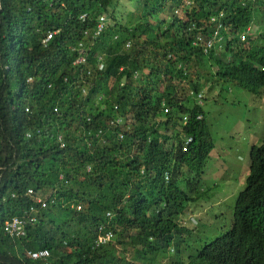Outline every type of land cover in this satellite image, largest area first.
I'll use <instances>...</instances> for the list:
<instances>
[{
	"label": "trees",
	"instance_id": "16d2710c",
	"mask_svg": "<svg viewBox=\"0 0 264 264\" xmlns=\"http://www.w3.org/2000/svg\"><path fill=\"white\" fill-rule=\"evenodd\" d=\"M0 2V264H38L27 250L43 246L59 264H131L129 248L138 264H158L153 253L165 264H239L240 240L241 261L255 251L264 187L247 179L234 227L211 239L186 211L211 218L218 207L201 186L214 147L207 89L264 87V0ZM218 21L232 33L222 48L210 42ZM248 25L263 27L259 48L239 40ZM251 157L250 172L264 173L261 153ZM12 215L24 235L4 231ZM101 229L112 238L99 241Z\"/></svg>",
	"mask_w": 264,
	"mask_h": 264
},
{
	"label": "rangeland",
	"instance_id": "374dc122",
	"mask_svg": "<svg viewBox=\"0 0 264 264\" xmlns=\"http://www.w3.org/2000/svg\"><path fill=\"white\" fill-rule=\"evenodd\" d=\"M253 20L254 26L262 23L258 17ZM254 26H250V32L258 34L263 30L262 26L254 30ZM252 41L253 38L250 41L244 40L243 45L248 46ZM262 42L263 38L257 41ZM206 84L208 86L210 82ZM198 100L203 101L205 121L214 143L204 164L201 186L213 188L212 202L215 201L218 205L215 216L211 218L207 216L206 211L197 210L198 212L194 213L195 208L187 209L186 217L190 216L193 222L197 217L201 218L206 224L203 232L198 233L201 239L202 233L211 236L231 224L230 212L247 175L250 147L258 144L264 136V87L249 90L235 83L220 82L207 89L202 101ZM107 250L115 249L107 245ZM131 255L129 248L126 257L131 264H138L136 257ZM152 257L158 264H165L168 260V256L164 254L153 253Z\"/></svg>",
	"mask_w": 264,
	"mask_h": 264
},
{
	"label": "clouds",
	"instance_id": "9594fccd",
	"mask_svg": "<svg viewBox=\"0 0 264 264\" xmlns=\"http://www.w3.org/2000/svg\"><path fill=\"white\" fill-rule=\"evenodd\" d=\"M262 24V23H261ZM260 24V25H261ZM250 26L251 25H248L246 27V29H244L243 31H241L238 35L239 37V40L243 43L244 40L246 41H250L251 38H253V41L250 42L251 44V47H258V46H262L263 44L261 43H257V41H259L262 37H260V33L263 32V30L261 32H259L258 34L256 32L253 33V31L250 32ZM261 26H258V27H254V30H258ZM232 36V33H230V30L229 28H227L225 25H224V22L222 21H218L216 23V26H215V30H214V33H213V36L210 40L211 44H214L217 48H222V46L224 45V42L226 40V37H231ZM249 44V45H250ZM224 47V46H223ZM259 48V47H258ZM239 86V85H238ZM242 87V86H241ZM245 88V87H244ZM248 89V88H247ZM250 90V89H249ZM164 111H167L168 110V107H164L163 108ZM201 115H198V117H200ZM185 119V117H184ZM119 121V120H117ZM253 150H257L261 153V157L262 159H260L261 161V164L262 166H264V136L263 138L261 139V141L258 143V144H253L251 145L250 147V150H249V163H248V167H247V175L245 177V180H244V184L243 186L239 189V191L241 189H244V187L247 185V179H248V186L246 188H252L254 186H262L264 187V173L259 171V172H255V171H251L250 172V165L253 166L254 164V160L252 157H251V153ZM169 176L168 174L166 173L165 174V180H168ZM238 191V192H239ZM28 192V191H27ZM30 194V193H29ZM238 194V193H237ZM42 206V205H41ZM45 206V205H44ZM35 208V207H34ZM36 210V208H35ZM33 210V211H35ZM232 214V218H231V224L228 225L227 228L225 229H220L218 232H216L215 234L211 235V236H208L209 239L215 237L216 235L218 234H226L228 232H230L232 230V228L234 227V224H235V217H234V212L233 210H231L230 212ZM13 216V215H12ZM11 216V217H12ZM5 220V219H4ZM4 220H3V229L5 232H7L4 228ZM24 229H25V225H24ZM104 229V228H103ZM103 229H101V232L100 233H107L108 230L110 229H106L104 230L103 232ZM111 231V230H110ZM8 233V232H7ZM25 234V233H24ZM24 234H21V235H24ZM8 235L12 236V237H18V236H21V235H11L8 233ZM113 236V232L111 231V235L106 239L108 240L109 238H112ZM263 239V242H260L258 241L256 243V249L255 251L251 252L246 258H244V260H240L246 253V251L249 249V244H246L243 240H240L239 242L237 241L235 243V245L233 246V249H232V252L233 254L237 257L239 256V264H249V262H253L254 264H264V237H260ZM46 246H43V247H38V248H33V249H39V248H44ZM48 248V247H46ZM33 249H28L27 250V253L29 254V250H33ZM49 249V248H48ZM50 250V249H49ZM51 253V251H50ZM30 256V254H29ZM52 253L47 257L48 261L51 263V264H54L55 261L58 262L59 264V261L57 259H53L52 257ZM31 257V256H30ZM32 258V257H31ZM34 259V258H33ZM34 260H38V264H40L42 262V260L40 259H34Z\"/></svg>",
	"mask_w": 264,
	"mask_h": 264
},
{
	"label": "built area",
	"instance_id": "2783aa9c",
	"mask_svg": "<svg viewBox=\"0 0 264 264\" xmlns=\"http://www.w3.org/2000/svg\"><path fill=\"white\" fill-rule=\"evenodd\" d=\"M1 5V2H0ZM99 24V29L101 28V23ZM53 33L52 30L47 31L46 36L44 38V41L47 40L50 35ZM84 57L82 55H80L76 61H79L81 59H83ZM25 109H28L27 106H25ZM26 135L30 136L31 135V131L27 130L26 131ZM63 143L61 142L60 145H62ZM28 193H32V189L29 188L28 189ZM37 201L40 202V204L42 206H44L46 204V201L44 198H42L41 196H37L36 197ZM30 210H35L33 205H29ZM109 213V212H108ZM26 223H24V218L21 215H13L11 218H7L4 220V228L5 230L11 234V235H21L25 233V229H24V225ZM111 235V231L108 230L107 233H100L98 240L101 242L106 241V239ZM29 254L32 258L34 259H40L42 260V262L40 264H51L47 257L51 254L50 250L46 247L44 248H39V249H33V250H29ZM54 264H58L57 261H55Z\"/></svg>",
	"mask_w": 264,
	"mask_h": 264
},
{
	"label": "water",
	"instance_id": "95a60500",
	"mask_svg": "<svg viewBox=\"0 0 264 264\" xmlns=\"http://www.w3.org/2000/svg\"><path fill=\"white\" fill-rule=\"evenodd\" d=\"M125 78H126L125 76H122V80H123V81L125 80Z\"/></svg>",
	"mask_w": 264,
	"mask_h": 264
}]
</instances>
